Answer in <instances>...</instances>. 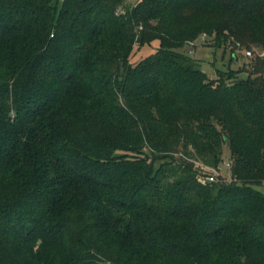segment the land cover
I'll list each match as a JSON object with an SVG mask.
<instances>
[{"label": "trees", "instance_id": "trees-1", "mask_svg": "<svg viewBox=\"0 0 264 264\" xmlns=\"http://www.w3.org/2000/svg\"><path fill=\"white\" fill-rule=\"evenodd\" d=\"M125 3L0 0V264H264V54L211 77L179 50H264V0Z\"/></svg>", "mask_w": 264, "mask_h": 264}, {"label": "rangeland", "instance_id": "rangeland-1", "mask_svg": "<svg viewBox=\"0 0 264 264\" xmlns=\"http://www.w3.org/2000/svg\"><path fill=\"white\" fill-rule=\"evenodd\" d=\"M138 0H126L122 10L136 4ZM159 39L153 40L150 44H136L130 57V62L134 65L142 58L156 51L159 47ZM179 50L191 55L198 66L211 77H217L218 70L228 71L233 69L238 76L246 77L253 68L254 59L258 55H263L264 50L257 46H245L236 42L227 33L218 35H200L194 42L186 43ZM251 53H247V51ZM222 162L219 168H213L205 165L201 161L194 160L199 172L203 175H214L218 182L220 179H231V150L228 142H225L222 148ZM260 192L264 194V182L256 185Z\"/></svg>", "mask_w": 264, "mask_h": 264}, {"label": "built area", "instance_id": "built-area-1", "mask_svg": "<svg viewBox=\"0 0 264 264\" xmlns=\"http://www.w3.org/2000/svg\"><path fill=\"white\" fill-rule=\"evenodd\" d=\"M247 53H251V51H247ZM199 179L203 182V183H206V182H210V181H213L215 180V176L214 175H201L199 177Z\"/></svg>", "mask_w": 264, "mask_h": 264}]
</instances>
